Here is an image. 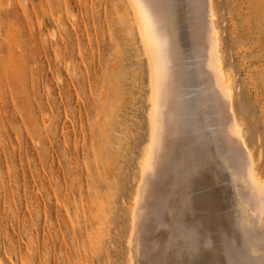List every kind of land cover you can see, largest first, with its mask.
Returning <instances> with one entry per match:
<instances>
[{"label": "rangeland", "instance_id": "1", "mask_svg": "<svg viewBox=\"0 0 264 264\" xmlns=\"http://www.w3.org/2000/svg\"><path fill=\"white\" fill-rule=\"evenodd\" d=\"M214 4L264 177V0ZM132 15L127 0H0V264H129L150 141Z\"/></svg>", "mask_w": 264, "mask_h": 264}, {"label": "bare ground", "instance_id": "2", "mask_svg": "<svg viewBox=\"0 0 264 264\" xmlns=\"http://www.w3.org/2000/svg\"><path fill=\"white\" fill-rule=\"evenodd\" d=\"M127 1L150 78L129 264H264V177L235 105L214 0Z\"/></svg>", "mask_w": 264, "mask_h": 264}, {"label": "snow or ice", "instance_id": "3", "mask_svg": "<svg viewBox=\"0 0 264 264\" xmlns=\"http://www.w3.org/2000/svg\"><path fill=\"white\" fill-rule=\"evenodd\" d=\"M235 131H236L237 135L240 134L241 129H240L239 125L236 126Z\"/></svg>", "mask_w": 264, "mask_h": 264}]
</instances>
